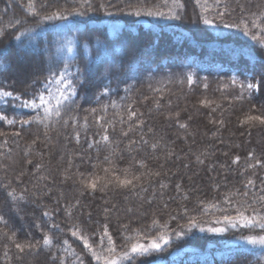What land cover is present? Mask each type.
I'll list each match as a JSON object with an SVG mask.
<instances>
[{
    "label": "trees",
    "instance_id": "obj_1",
    "mask_svg": "<svg viewBox=\"0 0 264 264\" xmlns=\"http://www.w3.org/2000/svg\"><path fill=\"white\" fill-rule=\"evenodd\" d=\"M23 2L26 4L27 0ZM158 2L91 0L88 14L70 17L69 22L79 23L66 33H58L53 26L60 21L38 26L39 17L27 15L21 0H0V29L4 32L0 36V49H6L0 55V87L26 92L39 88L48 75L49 58L53 65L57 64V42L67 38L76 42L72 56L75 64L84 70L81 79L85 81L78 88L74 111H64L62 118L54 114L56 92L52 89L53 114L48 127L38 123L8 125L0 121V132L6 133L0 136V215L8 222L7 226L0 224V232L15 231L18 241H41L37 248L26 250L23 258L17 259L21 254L6 237H0V264H9L4 256L6 244L12 258L10 264H55L52 259L55 249L50 251L43 246V233L36 225L49 232L50 222L59 223L66 231L68 208L72 221L83 224L89 231L102 230L101 226L107 224L118 245L122 243L120 237L125 224L155 235L159 229L151 227L154 218L160 224L167 223L170 232H185L179 238L173 234L171 245L136 264H264V246L239 241L241 236L264 234L261 230L237 227L222 234L200 230L208 224H217V220L222 224L223 216H235L241 204L264 195L261 191L264 167H248L249 163H255L249 152L264 160V126L239 123L253 104L264 105V89L254 93L251 99L239 100L236 99L238 87H225L232 76L244 80L255 75L259 79L264 72V46L241 29L225 26L239 23L242 16L249 18V12L264 9V0H223L229 14L223 22L216 18L217 23L211 26L202 23L196 0H183L185 8L180 10V20L127 14L129 3L151 7ZM35 3L41 14L55 8L79 7L78 0H35ZM207 4L214 5L215 0H207ZM240 5L245 12H241ZM216 11L210 8V18L215 17ZM108 12L113 15L109 16ZM25 17V23L11 27L16 19ZM26 28H35L42 34L35 38L25 35L20 41L14 39ZM98 41L107 45V58L101 55ZM189 73L194 74L192 84L186 80ZM33 80L38 83L33 85ZM106 87L110 91L103 94ZM205 98L213 104H201ZM101 105L107 106V110L99 111ZM0 108L10 118L34 114L18 104L8 107L0 104ZM91 108H97L98 112L91 114ZM129 108L138 113L144 124L123 136L122 130L127 131L128 125L136 124L137 120L134 117L129 121L126 114ZM69 114L77 120H69ZM99 116H104V120L99 121ZM221 120L223 125L219 123ZM101 124L114 125V129L107 128L111 144L101 141L105 130ZM180 124L188 127L181 128ZM141 138L148 144L142 143ZM33 140L37 142L32 144ZM133 140L136 143L130 145ZM154 142L160 145L156 150L150 147ZM106 156L111 157L112 164L105 161ZM236 156L241 158L239 163H233ZM139 160H144L148 169L161 172L150 184L145 181L146 192L139 187L133 190L109 186L104 191L89 190L81 195L77 173L103 175L102 168L130 166L139 173L145 171L136 164ZM38 164L42 167L37 168ZM249 179L255 181L254 187L247 186ZM160 183L166 187L161 189ZM177 183L181 184L179 191L175 187ZM6 185L18 193L27 189V201L11 202ZM245 192L247 196L242 195ZM226 194L232 199L231 205L224 199ZM76 200L80 201L79 205L71 207ZM209 204L217 207L210 208ZM105 208L109 209L107 214ZM45 211L52 213L51 220L43 215ZM191 217L197 219L200 227L182 228ZM51 234L65 236L55 230ZM67 238L80 251L82 245L70 235Z\"/></svg>",
    "mask_w": 264,
    "mask_h": 264
},
{
    "label": "snow or ice",
    "instance_id": "obj_2",
    "mask_svg": "<svg viewBox=\"0 0 264 264\" xmlns=\"http://www.w3.org/2000/svg\"><path fill=\"white\" fill-rule=\"evenodd\" d=\"M79 7L73 8H55L51 12L41 14L37 9L35 0H27L25 4L21 0V7L25 10L26 14L32 17H39L38 26L47 22L60 21V24L54 25V30L58 33H66L70 31L72 27H75L79 22L71 21L69 22L70 17H84L88 14L87 10L92 8L91 0H78ZM196 4L201 8L202 15L200 19L205 25H214L217 23L219 18L220 22H223V18L226 14H229V8L223 0H215L214 5H208L207 0L204 3H201V0H196ZM46 7V5H45ZM101 7H104L101 5ZM223 8V10H219ZM260 5H257V8H260ZM128 10L127 14L135 17L148 16L164 19H173L180 20L182 14L180 10L185 8L183 0H159L158 3L153 4L151 7L143 3H129L126 5ZM210 8H216L215 17L210 18ZM241 12H245L246 9L243 5H240ZM164 9H167L166 11ZM120 11H124L121 9ZM109 16L113 15L112 12L107 13ZM249 18L242 16L239 23L226 24V27L241 29L245 35L250 36L253 41L258 42L261 46H264V9H261L259 12H249ZM27 17L18 18L15 20V23L11 27H16L22 25L26 22ZM251 25V26H250ZM42 32H37L35 28H26L23 31H19V34L14 37L17 41L21 40V37L25 35H30L33 38L41 35ZM4 32L0 29V36H3ZM35 47V45H34ZM76 47V42L67 38L63 42H57L56 53H57V64L53 65L52 58H49V67L48 75L44 78L43 83H41L39 88H36L32 92L26 91H17L9 90L7 87H0V104L8 106H16L24 109H30L34 113L33 115H28L27 117L21 116L16 117L5 114V109L0 108V121L6 122L8 125H31L33 123L43 124L45 127H48L50 123V117L53 114V110L50 107L51 99L53 97L52 89L55 88L56 92V108L55 116L57 118H62V113L67 111L72 113L74 111V106H77V96L78 88L84 84V80L81 79L84 76V70L81 69L78 65L75 64V58L72 56V53ZM97 47L101 49V55L104 58L108 57L107 45L102 41L97 42ZM47 51V49H45ZM67 52L68 55L64 56L62 53ZM6 53V49H0V55ZM87 67V66H86ZM73 68L75 69L73 71ZM206 79V78H205ZM186 80L189 84L195 82L194 74L189 73L186 76ZM183 83V81H181ZM33 85L38 83L37 80L32 81ZM228 86H236L239 89V95L236 99L244 100L245 98L251 99L254 93L261 92L264 89V72L260 73V78L257 79L255 75L251 79L247 77L244 80H240L237 76H232L229 80ZM204 87L207 88V83L204 84ZM110 91L109 88H104L103 94H108ZM155 91L159 92L160 89ZM201 104L205 106H211L213 101L208 99H203L200 101ZM115 107V105H112ZM157 107L159 105L157 104ZM107 106L101 105L99 111H106ZM91 114H96L98 112L97 108L89 109ZM126 114L128 115L129 121L134 117L137 118L136 124H129L128 130L123 131V136H128L130 132L133 131L134 127L137 125L143 126L144 121L138 118V113L132 111L130 108L126 109ZM142 115V114H141ZM177 117L179 113L176 114ZM69 120H77L75 115L69 114ZM99 121L104 120V116L97 117ZM59 122V121H58ZM121 122L123 123V117H121ZM216 123V121H211ZM67 123V121H64ZM223 125V120L219 121ZM241 126L247 125L249 127L260 125L264 126V105L257 107L253 104L247 112L243 114V118L239 119ZM85 127H87V118L85 117ZM101 127L104 128V134L101 135V141L105 144H111L109 136L107 134V128H113L114 125L108 124L105 127L104 124H101ZM181 128L186 129L187 124H180ZM151 131V129H150ZM19 135V133H14ZM6 135L4 132H0V136ZM38 139V138H37ZM76 139L79 140V132L76 133ZM37 141L33 140L32 144H35ZM141 142L148 144L147 140L141 138ZM97 143L93 141V144ZM136 141H130V145H134ZM159 142H154L150 145L153 150H156L159 147ZM92 147V144L89 145ZM168 155H171L169 153ZM249 158L255 161V163H249L248 167L255 169L257 165L264 167V160L257 159L254 152H249ZM240 157L236 156L233 160V163H239ZM199 163H203V160H200L197 157ZM105 161L109 164H112L110 156L105 157ZM31 163V161H28ZM136 164L140 168L145 169L136 173L132 171V167L124 169H116L115 167H105L102 168L103 175L98 174L97 172L77 173L78 182L80 185L81 195L84 192L97 190L104 191L109 186H112L117 189H136L140 188L141 191L146 192L148 189L144 187L145 181L151 183L154 177H160L161 172L152 171L148 169L147 164L144 160L136 161ZM42 167V165H37V168ZM23 175V173H21ZM68 177L65 176V179ZM19 179V177H17ZM247 186H255V181L252 179L247 180ZM5 191L7 197L11 202L16 203L19 201H27L28 192L27 189L21 190L19 193L15 188H11L10 185H6ZM161 189L165 188L166 185L163 183L159 184ZM176 189L181 190V184H176ZM264 192V188L261 189ZM240 195L241 193H237ZM242 195L247 196V193H242ZM185 198H187L185 196ZM225 201L231 205L232 199L229 195H225ZM80 203L79 200H76L74 205L71 207H76ZM203 203V202H201ZM253 205H258V207H253ZM208 207L216 208V204H209ZM68 208V206H66ZM251 209V213L248 214V210ZM187 211V209H185ZM104 212L107 214L109 209L105 208ZM45 217L52 218V213L45 211L43 213ZM68 223L66 225V231L64 228H61L59 223H49V232H44L43 227L39 224L36 225L37 228L43 233L42 244L44 247L50 251L55 249L53 252L52 259L55 264H136L138 260L142 258H147L152 256L154 253H159L165 249L166 246L171 245L173 234L175 236L183 237L185 232L183 230L176 232L175 230L169 231L167 223L160 224L155 218L152 220L151 227L153 229H159L155 235L151 234L149 230L144 228H130L128 224L123 225V232L121 233V244H117L116 239L113 237L112 233L109 231L107 224L101 226L102 230L89 231L83 224L79 222L72 221L71 210L68 208ZM91 214L89 213V216ZM175 219V217H173ZM223 226L220 227H209L207 229L201 228V231H207L212 233H226L229 231V228L235 229L237 227H243L250 230L259 229L264 232V195L256 196L252 198L251 203L241 204L236 208V215H225L222 218ZM221 221L217 220V224H220ZM0 224L7 226L8 222L3 215H0ZM188 229L199 228L200 224L198 223L195 217H191L186 226ZM51 230H55L60 233H64V238L54 237L51 234ZM70 235L71 238H74L78 241L82 247L80 251H77L76 248L72 246L70 240L67 238ZM0 237H6L17 252L21 255H18L17 259H22V254L27 250L31 251L41 244V241H33L31 239L18 241L17 233L15 231L9 234L7 231L0 232ZM242 240L246 244L250 245H260L264 246V234L261 235H248L241 236ZM5 252L4 256L6 261H11L9 256V250L7 244L4 246ZM56 252H62L63 255H56ZM71 257V259H69Z\"/></svg>",
    "mask_w": 264,
    "mask_h": 264
},
{
    "label": "rangeland",
    "instance_id": "obj_3",
    "mask_svg": "<svg viewBox=\"0 0 264 264\" xmlns=\"http://www.w3.org/2000/svg\"><path fill=\"white\" fill-rule=\"evenodd\" d=\"M220 226H223V223L222 224H213V225H211V224H208V225H206L205 227H202V228H204V229H207V228H209V227H220ZM222 234V233H221ZM241 243H244L242 240H239ZM246 244V243H245ZM179 254H182V252H179Z\"/></svg>",
    "mask_w": 264,
    "mask_h": 264
}]
</instances>
